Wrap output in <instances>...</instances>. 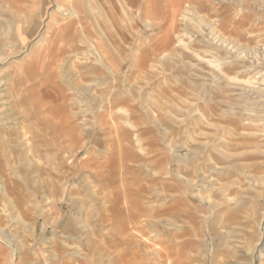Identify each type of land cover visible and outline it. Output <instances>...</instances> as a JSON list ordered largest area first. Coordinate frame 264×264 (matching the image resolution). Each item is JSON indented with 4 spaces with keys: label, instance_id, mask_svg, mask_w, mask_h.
I'll list each match as a JSON object with an SVG mask.
<instances>
[{
    "label": "rangeland",
    "instance_id": "1",
    "mask_svg": "<svg viewBox=\"0 0 264 264\" xmlns=\"http://www.w3.org/2000/svg\"><path fill=\"white\" fill-rule=\"evenodd\" d=\"M154 2L123 13L116 0H0L5 151L25 155L28 131L27 172L10 177L27 188L0 206V262L169 264L159 252L187 239L193 264H264V0H184L172 17ZM70 6L108 52L66 30ZM66 33L53 66L38 53Z\"/></svg>",
    "mask_w": 264,
    "mask_h": 264
},
{
    "label": "bare ground",
    "instance_id": "2",
    "mask_svg": "<svg viewBox=\"0 0 264 264\" xmlns=\"http://www.w3.org/2000/svg\"><path fill=\"white\" fill-rule=\"evenodd\" d=\"M3 1V0H2ZM6 1V0H5ZM63 1H68V0H63ZM99 1V0H98ZM117 1V4H119V6H120V8H121V10H123L122 12L123 13H125L124 12V10H125V8H136V9H138L139 8V4L141 3V0H116ZM10 2V1H9ZM95 2H96V0H95ZM105 2V1H104ZM154 2V0H146V5L150 8V6L152 5V3ZM168 2H170V4H171V6H170V9L172 8L173 10H172V13L170 14L171 15V17L172 16H175V15H177V16H179V15H181V16H183L184 14H185V7L187 6L186 5V2H184V0H168ZM155 3V2H154ZM20 4V3H19ZM72 4V3H71ZM93 4V3H92ZM106 4V3H105ZM70 5V4H69ZM142 5V4H141ZM143 5H145V3L143 4ZM93 6V5H92ZM110 7V6H109ZM142 7V6H141ZM148 7H147V9H148ZM104 8V7H103ZM103 8H101V9H103ZM153 8H154V5H153ZM69 10H66V14L64 15L65 16V22H66V24H64L65 25V27L67 28L66 30H68V28H70V27H73V26H75V25H78L79 26V29H78V33H79V36H81V37H83L82 39L85 41V42H87V44L88 43H90L91 45H92V47H94L95 48V52H96V54H99V53H101V52H103V50L105 51V50H107V49H105V43L104 42H102L101 41V46L102 47H104L103 48V50H98L97 48H96V46L98 45L97 43H96V39H98L97 37L95 38V39H90L91 38V35L92 36H94V33H93V31H92V26L90 25V27L88 28V29H86L85 27H84V25L85 24H87L88 23V19H87V17H84L81 13V11L79 10V9H77L76 7L74 8H72L71 9V6H70V8H68ZM71 9V10H70ZM90 10H92V7L90 6V8H89ZM100 9V10H101ZM94 10V9H93ZM99 10V9H98ZM140 10V9H139ZM181 10V11H180ZM107 10L105 9V11H104V13L106 12ZM92 12V11H91ZM145 12V11H144ZM147 12V11H146ZM153 13H154V11H153ZM93 15H95V14H93ZM106 15V14H105ZM104 15V17H106ZM144 15V14H143ZM108 16V15H107ZM154 16H155V13H154ZM91 17H92V15H91ZM100 17V16H99ZM144 17V16H143ZM145 18V17H144ZM183 18V17H182ZM93 19V18H92ZM94 20V26L95 25H97L96 24V19L94 18L93 19ZM103 20V19H102ZM148 21H149V19H148ZM60 27H61V25H60ZM59 27V31H61V30H64V28L65 27H63V28H60ZM76 28H77V26H76ZM95 28H97L96 29V31H98V26L96 27L95 26ZM171 28V31L172 32H174L173 30H174V28H173V26H168V28H167V30H166V32H165V34H164V36H163V38L165 39V38H168L167 36H168V34H167V31H168V29H170ZM19 29V28H18ZM17 29V30H18ZM100 29V28H99ZM65 30V31H66ZM73 30L74 31H77V29H75V28H73ZM72 30V31H73ZM70 31V30H69ZM73 31V32H74ZM102 31V30H101ZM63 32V31H62ZM72 33V32H71ZM71 33H69L70 34V36H71ZM98 33H100V30H99V32ZM73 34H75V32L73 33ZM73 34H72V36H73ZM62 36H64V34H62ZM61 36V37H62ZM67 37H68V35H67V33L65 34V39L62 41V43H59V44H56V45H54V46H50V47H48V48H45V47H43V49L41 50V51H39V53L38 54H51V58H52V64L51 65H56V62H57V60H55L54 61V59H56L57 57H60L63 53H64V50H65V46L67 45V43H65L67 40ZM115 37V36H114ZM121 37V36H120ZM116 38V37H115ZM162 38V39H163ZM104 39V38H103ZM118 40V39H117ZM81 41V40H80ZM157 41H159V39H157L156 40V42ZM108 42V41H107ZM46 43V42H45ZM82 44H83V42H82ZM141 44V43H140ZM160 45V44H159ZM181 45V44H180ZM40 46V45H39ZM153 48L155 47V44H152L151 45ZM157 46V45H156ZM168 46H170V44L168 43V44H166L165 45V47L167 48ZM172 46V45H171ZM69 47V46H68ZM67 47V48H68ZM77 47V46H76ZM76 47L74 46V48H71V47H69V53H76V50H78L79 51V49H76ZM150 47V46H149ZM177 47V46H176ZM78 48V47H77ZM90 49V48H89ZM136 49V48H135ZM167 50V49H166ZM92 51H94L93 49H92ZM107 52H108V50H107ZM136 52H140V51H136ZM140 54H147V50H144V51H142V52H140ZM76 59H78V56H77V54H74L73 56H70V60H69V63H70V67H71V69L73 70V72H74V75L76 76L75 77V81L77 82V83H81V82H83L84 81V79H83V76H82V73L80 72V70L77 68V66H76V62H75V60ZM97 59V58H96ZM136 59V58H135ZM135 59H134V61H135ZM51 60V59H50ZM137 60V59H136ZM47 62H50L49 60L47 61ZM140 62H141V58H140ZM143 62V61H142ZM97 63H99L100 64V66H102L106 71H109V73L111 72V73H113V71H112V69L111 68H109L106 64H105V62L103 61V60H100L99 58H98V60H97ZM97 63H96V65H97ZM133 64H134V62H133ZM144 64V63H143ZM140 65V64H139ZM45 66H46V64H45ZM141 66V65H140ZM138 68H139V66H138ZM26 69V68H25ZM94 70H95V68H93ZM137 70H139V69H137ZM136 70V71H137ZM105 71V72H106ZM98 72H99V70H98ZM99 73H102V72H99ZM95 75V74H94ZM92 76V75H91ZM97 76V75H96ZM92 80V79H91ZM10 90V89H9ZM57 90V89H56ZM19 88L17 87V86H14L13 87V97H14V99H13V103H12V110H14L15 112H17L18 114H20V116L22 115L23 116V119H21L20 120V124L19 125H21V129L22 130H24V129H26V127H27V125L25 124L26 123V121H27V114L26 113H24V111L22 110V109H20V107L25 103V100H24V98L23 97H21L20 96V94H19ZM10 92V91H9ZM93 92H94V90H93ZM6 93V92H5ZM26 93H27V91H26ZM58 94H59V92H58ZM8 95V94H7ZM108 96V95H107ZM95 98V97H94ZM100 98V97H99ZM57 99H59L60 101L62 100L63 101V99H64V96L61 94V96H60V94H59V96L57 97ZM11 100V99H10ZM107 101V100H106ZM107 103V102H106ZM108 103L109 104H111L112 105V101H108ZM116 103V102H115ZM114 103V104H115ZM57 106V105H56ZM61 107L63 108V111L61 112V114L63 115L64 113H65V117H66V112H65V105H64V101L62 102V105H61ZM149 107V106H148ZM22 108V107H21ZM54 108H55V106H54ZM57 108V107H56ZM60 108V107H59ZM111 108H113L112 106H111ZM10 110V109H9ZM108 110V109H107ZM106 110V111H107ZM120 110V109H119ZM108 111H110V110H108ZM120 111H124V110H120ZM149 112V111H148ZM107 113V112H106ZM110 113V112H109ZM139 113V112H138ZM56 114V113H55ZM57 115V114H56ZM150 115V114H149ZM69 116V115H68ZM127 116V115H126ZM152 116H153V114H152ZM151 115H150V118L152 117ZM16 118V117H15ZM63 121H65V120H63ZM67 122H65V124H66ZM18 125V126H19ZM67 127H69V125H66ZM16 129V128H15ZM115 129V128H114ZM69 130V129H68ZM16 132H17V130H16ZM28 132V131H27ZM27 132L24 134V138H26V142H25V144L23 143V145L25 146V155H23V156H21V157H19V156H17V155H15L12 151H5V149L3 148V142H4V139H3V132H2V129L0 128V188H2V193L0 194V206H2V204H7V202L9 201L8 200V197L9 196H11L12 197V199L11 200H15V198L17 197V196H19V195H21V194H23V192L26 190V188H27V183H26V180H23L22 182H17V181H15V180H13L12 178H10V177H12L13 176V173H18V174H22V173H25V172H27ZM70 132V131H69ZM19 134V133H18ZM136 136V135H135ZM116 137V136H115ZM221 137V136H220ZM21 138V137H20ZM74 138V137H73ZM135 138V137H134ZM116 139H117V137H116ZM132 139V138H131ZM25 140V139H24ZM135 141V140H134ZM118 142V141H117ZM238 143V142H237ZM114 144V143H113ZM118 145V144H117ZM221 145V144H220ZM116 146V145H115ZM215 146V145H214ZM136 147H138V145L136 146ZM135 147V148H136ZM140 147V146H139ZM138 147V148H139ZM209 147V146H208ZM7 148V147H6ZM13 148V147H12ZM116 148V147H115ZM215 148V147H214ZM238 148V147H237ZM15 149V148H14ZM211 149H212V147H211ZM210 149V150H211ZM218 149V148H217ZM222 150V149H221ZM236 150V149H235ZM19 151V150H18ZM217 151V150H216ZM234 152V151H233ZM113 153V152H112ZM207 153V152H206ZM225 153V152H224ZM136 154V153H135ZM142 154V153H141ZM218 154V153H217ZM223 154V153H222ZM115 155V154H114ZM121 156V155H120ZM143 156V155H142ZM207 156V155H206ZM146 159H148L147 157H146ZM211 159V158H210ZM118 160V159H117ZM120 160V159H119ZM157 160V159H156ZM212 160V159H211ZM148 161V160H147ZM18 162H20V164H19V166L17 165V163ZM98 162V161H97ZM119 162V161H118ZM121 163V162H120ZM148 163V162H147ZM100 166V165H99ZM115 167V166H114ZM116 168H117V165H116ZM123 168V167H122ZM168 168V167H167ZM118 170V169H117ZM120 170V169H119ZM125 170V169H124ZM129 170V169H128ZM127 170V171H128ZM111 171V170H110ZM114 171H116V170H114ZM118 173V172H117ZM203 174V173H202ZM104 175V174H103ZM127 175V174H126ZM27 176V175H26ZM107 176H108V174H107ZM118 176V175H117ZM105 178V177H104ZM198 178V177H197ZM24 179V178H23ZM106 179H107V177H106ZM145 179V178H144ZM168 179V178H167ZM123 180V179H122ZM106 182H107V180H106ZM112 182V181H111ZM249 182V181H248ZM123 183V182H122ZM190 183V182H189ZM257 183V182H256ZM202 184V183H201ZM1 185H2V187H1ZM254 185H256V184H254ZM110 186V185H109ZM108 186V187H109ZM111 186H112V184H111ZM196 186V185H195ZM227 186V185H226ZM257 186V185H256ZM105 188V187H104ZM194 188V187H193ZM204 187H202V189H203ZM196 189V188H195ZM106 190V189H105ZM194 191V190H193ZM181 192V191H180ZM195 192V191H194ZM200 191H197V192H195V193H192V194H195L196 196H199L200 195V199H202V200H207L208 201V196L206 197V196H204L202 193H199ZM183 193V192H182ZM204 193H207V192H204ZM208 194V193H207ZM126 195V194H125ZM222 195V194H221ZM113 196V195H112ZM144 196V195H143ZM181 196V195H180ZM25 197V196H24ZM212 197V196H211ZM124 198V197H123ZM227 198H228V196H227ZM226 198V199H227ZM125 199V198H124ZM123 199V200H124ZM147 199V198H146ZM227 200H229V198L227 199ZM23 201V200H22ZM27 201V200H26ZM122 202V201H121ZM120 202V203H121ZM14 203V202H13ZM111 203H112V201H111ZM19 204V203H18ZM24 204V203H23ZM113 204V203H112ZM205 204H206V202H205ZM122 205L123 206H127L128 205V200L127 199H125V201L122 203ZM6 206V205H5ZM122 206V207H123ZM112 207V206H111ZM114 207V206H113ZM118 207H120V206H118ZM121 207V208H122ZM2 208H4V207H2ZM6 208V207H5ZM125 208V207H124ZM127 208V207H126ZM176 208V207H175ZM20 209H22V208H20ZM3 211V210H2ZM121 211V210H120ZM127 210H125V213H127L126 212ZM186 211V210H185ZM115 212V211H114ZM117 212V211H116ZM121 212H123V214H124V211H121ZM136 212V211H135ZM152 212V211H151ZM114 214V213H113ZM122 214V215H123ZM166 214V213H165ZM182 214V213H181ZM119 215V214H118ZM130 215V214H129ZM190 215V214H189ZM124 216V215H123ZM122 216V217H123ZM128 216V215H127ZM109 217V216H108ZM112 217V216H111ZM128 217H130V216H128ZM131 218L132 219H136L135 218V216H131ZM110 219V221H111V219L112 218H109ZM119 219H121V218H119ZM137 220V219H136ZM120 221V220H119ZM125 221V220H124ZM115 222H117V221H115ZM114 222V223H115ZM129 222H131V221H129ZM190 222V221H189ZM127 224H128V222H126ZM126 224V225H127ZM130 225V224H129ZM115 226V225H114ZM127 227H128V225H127ZM122 230H124V229H122ZM128 230V229H127ZM125 231V230H124ZM4 232V231H3ZM121 232V231H120ZM184 233V232H183ZM179 234V233H178ZM184 234H186V233H184ZM179 237V236H178ZM181 237V236H180ZM23 238H25V237H23ZM178 239V238H177ZM8 240V239H7ZM148 240V239H147ZM187 240V239H186ZM186 240H183L182 242H180L178 245H176L174 248H163V250L162 251H160L159 252V256L161 257V258H163V260L164 261H167V260H169V258L171 257V258H174L175 257V259H172L173 261H171V260H169V261H171L169 264H193L195 261L188 255H185L184 254V252H183V250H185L186 251V249L185 248H189L190 246H189V242L188 241H186ZM2 241V240H1ZM0 241V242H1ZM27 241V240H26ZM150 241V240H149ZM12 242V241H11ZM15 242V244H16V240L14 241ZM148 242V241H147ZM27 243V242H26ZM171 243H174V242H171ZM1 244V243H0ZM149 244V243H148ZM5 245V244H4ZM8 245V244H7ZM172 245H174V244H172ZM165 246V245H164ZM12 247V246H11ZM17 247H18V245H17ZM21 247V246H20ZM25 247V246H24ZM3 248V247H2ZM10 248V247H9ZM25 249V248H24ZM8 250V249H7ZM16 250H18V249H16ZM20 250V249H19ZM12 251H13V249H12ZM15 251V250H14ZM26 251H27V249H26ZM17 253V252H16ZM13 254V253H12ZM19 254V253H18ZM23 254V253H22ZM21 254V255H22ZM25 255H27V254H25ZM19 256H20V254H19ZM172 256H174V257H172ZM17 257V256H16ZM21 257H23V256H21ZM6 258H7V255H6ZM19 258V257H18ZM24 259V258H23ZM1 260V259H0ZM6 260V259H5ZM22 260V259H21ZM26 260V259H25ZM60 263V262H59ZM58 263V264H59ZM0 264H12V262L10 261V262H7V263H4V262H0ZM83 264V263H82Z\"/></svg>",
    "mask_w": 264,
    "mask_h": 264
}]
</instances>
